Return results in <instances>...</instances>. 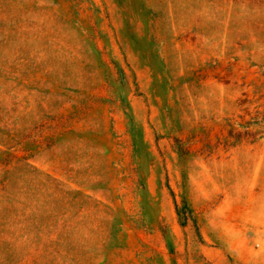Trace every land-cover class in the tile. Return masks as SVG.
Masks as SVG:
<instances>
[{"label": "rangeland", "instance_id": "374dc122", "mask_svg": "<svg viewBox=\"0 0 264 264\" xmlns=\"http://www.w3.org/2000/svg\"><path fill=\"white\" fill-rule=\"evenodd\" d=\"M0 264H264V0H0Z\"/></svg>", "mask_w": 264, "mask_h": 264}]
</instances>
